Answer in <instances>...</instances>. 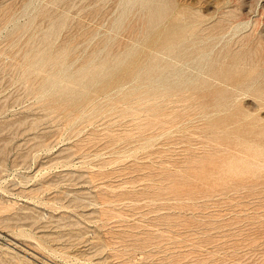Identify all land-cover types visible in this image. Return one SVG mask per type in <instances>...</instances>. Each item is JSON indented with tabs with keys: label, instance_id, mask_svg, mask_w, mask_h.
I'll return each instance as SVG.
<instances>
[{
	"label": "rangeland",
	"instance_id": "rangeland-1",
	"mask_svg": "<svg viewBox=\"0 0 264 264\" xmlns=\"http://www.w3.org/2000/svg\"><path fill=\"white\" fill-rule=\"evenodd\" d=\"M0 264H264V0H0Z\"/></svg>",
	"mask_w": 264,
	"mask_h": 264
},
{
	"label": "bare ground",
	"instance_id": "bare-ground-1",
	"mask_svg": "<svg viewBox=\"0 0 264 264\" xmlns=\"http://www.w3.org/2000/svg\"><path fill=\"white\" fill-rule=\"evenodd\" d=\"M87 74V73H86ZM83 75H84V73H83ZM46 84V83H45ZM142 84H143V82H142ZM56 87V86H55ZM170 89V88H169ZM167 90V92L169 91L168 89H166ZM166 90H165V92H166ZM170 91H172V90H170ZM169 93V92H168ZM147 101V100H146ZM142 105V104H141Z\"/></svg>",
	"mask_w": 264,
	"mask_h": 264
}]
</instances>
